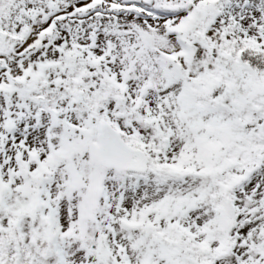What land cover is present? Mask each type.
<instances>
[{"label": "snow or ice", "instance_id": "snow-or-ice-1", "mask_svg": "<svg viewBox=\"0 0 264 264\" xmlns=\"http://www.w3.org/2000/svg\"><path fill=\"white\" fill-rule=\"evenodd\" d=\"M0 264H264V0H0Z\"/></svg>", "mask_w": 264, "mask_h": 264}]
</instances>
